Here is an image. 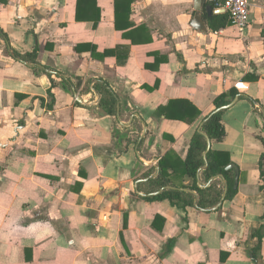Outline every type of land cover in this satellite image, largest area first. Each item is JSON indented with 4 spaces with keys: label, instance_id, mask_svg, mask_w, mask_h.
<instances>
[{
    "label": "crops",
    "instance_id": "0c3cea01",
    "mask_svg": "<svg viewBox=\"0 0 264 264\" xmlns=\"http://www.w3.org/2000/svg\"><path fill=\"white\" fill-rule=\"evenodd\" d=\"M128 1L117 15L116 0H0V264H264V0H249L244 32L208 3L202 31L195 0H131L130 14ZM216 14L229 24L214 31ZM36 48V63L11 52ZM231 89L210 149L239 168L234 198L211 211L146 200L198 194L184 187L192 138ZM170 101L194 120L159 114ZM162 161L171 184L150 193ZM206 167L198 184L223 197L228 181L205 182Z\"/></svg>",
    "mask_w": 264,
    "mask_h": 264
},
{
    "label": "trees",
    "instance_id": "16d2710c",
    "mask_svg": "<svg viewBox=\"0 0 264 264\" xmlns=\"http://www.w3.org/2000/svg\"><path fill=\"white\" fill-rule=\"evenodd\" d=\"M3 2H7L8 0H1ZM116 10L118 15V0H116ZM131 12V0L128 1L127 8L125 9V13L130 14ZM77 18H82L79 14H77ZM99 19V16L96 20ZM210 28L214 31H217L223 27H226L229 24L227 16L225 14H216L214 15V19H210ZM118 27V25H117ZM3 33V32H2ZM5 38L7 39V35L3 33ZM128 36V35H126ZM8 40V39H7ZM12 55L22 61L26 62H37L38 56V48H36L31 53L22 54L17 50H11ZM106 54L110 55L111 51H107ZM51 79L53 75L49 73ZM69 81V80H68ZM82 80L80 79L77 83V88L81 85ZM95 89L101 93L100 107L101 109L107 113L115 115L118 110V95L112 90L109 83L103 80H97L94 83ZM238 92L234 89H231L227 93H223L219 97H217L214 101L216 109L205 118V121L202 126L203 133L196 132L192 138L191 147L189 150L188 157L185 161L186 173L193 180V183L189 186H184L187 188H191L195 190L198 194L195 195L192 192L185 191L180 188H170L164 189L161 193L156 195H148L145 197L146 200H169L173 206L186 209L189 206H196L201 210L211 211L217 204L219 203L223 191L217 188L216 184H211L210 186L203 187L198 184L199 179V170L205 166L207 163V167L202 172L203 180L205 182H209L213 177L218 175H223L225 179L228 181L229 189L226 195V200H231L234 198L238 189L234 188V172L233 170H227V166L231 164L230 156L227 152L217 151L214 149H210L207 152L206 159L204 158V153L207 150V140L206 135L210 139L221 140L226 134L224 125L222 123V113L224 106L228 105L231 102L232 97H235ZM178 101H170L169 104L165 107L159 109V114L164 115L168 119H179L182 121L192 122L195 118V111H184L185 113H180L178 111ZM181 104V103H180ZM187 107H185L186 109ZM189 108V107H188ZM181 109V108H180ZM184 109V110H185ZM264 159V154L261 157ZM261 176L264 179V169L262 168L261 161ZM167 167L164 165V162H161V171L156 178H151L149 180L150 184L153 185L152 189L148 192L154 193L159 191L162 188H165L171 184V181L168 177ZM263 232H261L260 239L262 238Z\"/></svg>",
    "mask_w": 264,
    "mask_h": 264
},
{
    "label": "built area",
    "instance_id": "2783aa9c",
    "mask_svg": "<svg viewBox=\"0 0 264 264\" xmlns=\"http://www.w3.org/2000/svg\"><path fill=\"white\" fill-rule=\"evenodd\" d=\"M216 10L226 12L231 20V24L244 32L250 24L251 6L249 0H205Z\"/></svg>",
    "mask_w": 264,
    "mask_h": 264
},
{
    "label": "water",
    "instance_id": "95a60500",
    "mask_svg": "<svg viewBox=\"0 0 264 264\" xmlns=\"http://www.w3.org/2000/svg\"><path fill=\"white\" fill-rule=\"evenodd\" d=\"M206 6V2L205 0H195V9L198 11L194 17V21H193V26L199 30H202V31H206L207 30V26L202 18V14H201V10L203 7ZM206 9L208 10L209 14L211 15V12H212V7L210 5L206 6ZM79 101H81V98H78ZM235 101L231 102L229 105L227 106H224V108H228L230 107L231 105L234 104ZM206 139H207V150L204 154V157L206 159V155H207V152L210 150L211 148V140L210 138L206 135ZM207 165V163H206ZM227 169H234L235 170V182H234V188H237L238 187V184H239V168L235 165V164H231L227 167ZM187 190V189H186ZM228 190V187L226 186V189H225V193H224V196L222 197L221 201L219 202L218 207H220L225 199V195H226V192Z\"/></svg>",
    "mask_w": 264,
    "mask_h": 264
}]
</instances>
